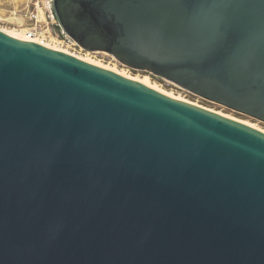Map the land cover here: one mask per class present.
Returning a JSON list of instances; mask_svg holds the SVG:
<instances>
[{"label": "water", "instance_id": "obj_1", "mask_svg": "<svg viewBox=\"0 0 264 264\" xmlns=\"http://www.w3.org/2000/svg\"><path fill=\"white\" fill-rule=\"evenodd\" d=\"M88 52L264 123V0H53ZM0 264H264V132L0 30Z\"/></svg>", "mask_w": 264, "mask_h": 264}, {"label": "rangeland", "instance_id": "obj_2", "mask_svg": "<svg viewBox=\"0 0 264 264\" xmlns=\"http://www.w3.org/2000/svg\"><path fill=\"white\" fill-rule=\"evenodd\" d=\"M2 1L6 2V1H11V0H0L1 4L3 3ZM28 1L29 0H24L23 3L21 2V3H18L17 5H15L12 2L14 7L12 6L11 10L9 9L8 11H5L6 13L0 11V29L1 30L11 33V32H15V31L19 32L22 29V26L20 27L21 29H18L16 27V24H13L11 22H7L6 20L10 17L17 16V18H20L22 20L21 23H17V24H22V22L24 23V21H27L24 18L27 12L25 9H22V8L25 7V4ZM31 1H33V2L38 1L39 5H40L39 11L46 13V16H48V19L46 21L47 23L44 22L41 27L44 30H48V32L54 38V39H51L52 41L50 44H52V46H57L58 48L61 49V51L63 50V52H65V53H68L70 55H74V56H76L79 59H82L84 61L88 60V62L94 63V65H98V66L105 68L109 71H111L113 69L112 72H114V73L119 72L118 74H120V73H121L120 75L124 74V76L126 75L125 77H129V78L131 77L132 79H135V80H137V79L145 80L146 78H148L149 83L152 86H154L157 89H160L163 92H166L167 94L178 97L181 100L191 102L193 104L204 107L206 109L212 110V111H214L218 114H221L223 116H226L228 118L230 117L232 119H235L237 121H240L242 123L250 125V126L264 132V123H262V122H259L257 120L252 119V118H249L243 114H240V113H237V112L232 111L230 109H227L226 107H223V106L218 105L216 103L204 100V99H202L198 96H195L194 94L178 87L177 85H175V84H173L167 80L158 78V77L153 76L149 73L130 69V68L120 64L118 61H116L111 56H109L105 53L85 51L84 49L79 47L75 42L70 40L62 32V30H61L60 26L58 25V23L54 17V14L52 12V5H51L52 0H31ZM15 6H17V7L15 8ZM20 19H18V20H20ZM47 44H49V43H47ZM108 67H109V69H108Z\"/></svg>", "mask_w": 264, "mask_h": 264}, {"label": "built area", "instance_id": "obj_3", "mask_svg": "<svg viewBox=\"0 0 264 264\" xmlns=\"http://www.w3.org/2000/svg\"><path fill=\"white\" fill-rule=\"evenodd\" d=\"M37 4V2L30 1V3L26 5L25 10L27 13L24 18L29 23L25 28L27 30L26 40L45 46L44 44L51 43V39L54 38L51 36L48 30H44L41 27L42 23L39 20L38 12L35 10V8H32Z\"/></svg>", "mask_w": 264, "mask_h": 264}, {"label": "bare ground", "instance_id": "obj_4", "mask_svg": "<svg viewBox=\"0 0 264 264\" xmlns=\"http://www.w3.org/2000/svg\"><path fill=\"white\" fill-rule=\"evenodd\" d=\"M16 1V3H20V2H22L23 3V1L24 0H15ZM15 3V4H16ZM7 11V10H6ZM6 13V12H5ZM12 14V13H11ZM4 15V14H3ZM16 15V14H15ZM18 19H20V18H17V16H15V17H10V18H8L6 21L7 22H11V23H13V24H17V23H21V19L20 20H18ZM1 30V29H0ZM1 31H3V30H1ZM3 32H5V33H7L8 35H11V36H14V37H17V38H20V39H23V40H26V35H27V30L26 29H22V30H20L19 32H17V31H15V32H11V33H9V32H6V31H3ZM28 41V40H27ZM36 41V40H35ZM45 45V47H49V48H51V49H54V50H58V51H61V49L60 48H58L57 46H52V44H44ZM61 52H63V50L61 51ZM65 53V52H64ZM68 54V53H67ZM74 56V55H73ZM86 60V59H85ZM87 62H88V60H87ZM89 63H91V62H89ZM92 64H94V63H92ZM98 66V65H97ZM108 69H109V67H108ZM113 70V69H112ZM111 70V71H112ZM115 70V69H114ZM119 73V72H118ZM121 74V73H120ZM123 76H124V74H123ZM126 76V75H125ZM131 78V77H130ZM135 80V79H134ZM136 81H138L139 83H141V84H143V85H146V86H149V87H151V88H153V89H156V90H158V91H160V92H162V93H165V94H167L166 92H163V91H161L160 89H157V88H155L154 86H152L150 83H149V79L148 78H146L145 80H140V79H137ZM167 95H169V96H172V95H170V94H167ZM172 97H174V98H177V99H180V98H178V97H175V96H172ZM230 118V117H229Z\"/></svg>", "mask_w": 264, "mask_h": 264}, {"label": "crops", "instance_id": "obj_5", "mask_svg": "<svg viewBox=\"0 0 264 264\" xmlns=\"http://www.w3.org/2000/svg\"><path fill=\"white\" fill-rule=\"evenodd\" d=\"M31 0H29L26 4H25V7H23L22 9H26V5L28 3H30ZM3 3L1 4L0 3V11L2 12H5L6 10L8 11L9 9L11 10L12 6H13V3L15 4L16 1L15 0H11V1H2ZM13 2V3H12ZM21 3V2H20ZM37 5L36 6H33L32 8H35V10L38 12V16H39V20L41 21V23L43 24L44 22L47 21L48 19V16H46V13L44 12H40L39 11V8H40V5H39V2L37 1ZM18 3H16L15 5H17ZM14 7V6H13ZM17 6H15L16 8ZM47 23V22H46ZM29 23L27 21H24V23L22 22V24H16V27L18 29H21L20 27L22 26V29H25L26 26L28 25ZM57 27V26H56ZM21 29V30H22Z\"/></svg>", "mask_w": 264, "mask_h": 264}]
</instances>
